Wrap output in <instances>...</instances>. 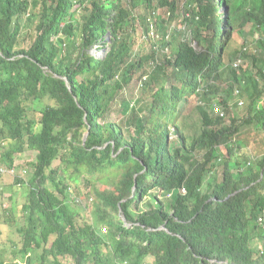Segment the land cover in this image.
Wrapping results in <instances>:
<instances>
[{
	"label": "trees",
	"instance_id": "obj_1",
	"mask_svg": "<svg viewBox=\"0 0 264 264\" xmlns=\"http://www.w3.org/2000/svg\"><path fill=\"white\" fill-rule=\"evenodd\" d=\"M263 134L264 0H0V264H264Z\"/></svg>",
	"mask_w": 264,
	"mask_h": 264
},
{
	"label": "rangeland",
	"instance_id": "obj_2",
	"mask_svg": "<svg viewBox=\"0 0 264 264\" xmlns=\"http://www.w3.org/2000/svg\"><path fill=\"white\" fill-rule=\"evenodd\" d=\"M187 0H178V3L180 6H182ZM252 1V0H251ZM215 3L218 5V0H215ZM224 7L220 9V11H223ZM22 24H23V34H22V38L20 40V44H19V47H23V46H27L31 41H32V38L33 37V31H34V23L32 24L30 22V20H28L27 18H22ZM138 36L140 34H137ZM259 33L256 35L258 36ZM237 40H239V37L237 36L236 37ZM241 39L240 38V42H238V45H241ZM237 44L234 45L235 47L238 46ZM252 43L250 44V47L252 48ZM233 46H230L228 48V52H230V50H232L233 48H235ZM253 49V48H252ZM94 48L92 50V52H94ZM99 53V52H97ZM243 62H244V59H243ZM146 78L143 77L142 80H140L139 82L138 81H133L131 83V85L126 89L127 91V95L129 96H139L140 93H141V88L143 86V83L145 82ZM238 111L241 113V111L238 109ZM239 112L236 113V115L240 114ZM252 127V126H250ZM251 130L250 129H247V131ZM246 131V130H245ZM246 131V135H249L248 138H250V147L253 146L254 147V144L255 142L254 141H251L253 139V136H254V131H250L249 133ZM264 135V134H263ZM255 137V136H254ZM260 137V135H259ZM258 138V136L256 137V139ZM255 140V139H254ZM36 152L32 153V154H29V153H26V154H23V155H20V158L19 160H17V166H18V173L21 174L22 176H25L26 178H29L30 177V174L32 173V170H33V167L31 165H29V162H31L32 160L35 159V156H36ZM15 174L16 172L14 173H11V174H8L6 176H1L0 177V184L3 185L2 187V192H3V195L1 196L0 198V212H3L5 211V209H8V211L10 212H17L19 211V204H22L23 203V200L25 199L24 196L20 195V193L24 192V190H19V186L15 189V191L13 192L14 193V196L13 198L11 199L10 196L12 194V189H11V186H9V184H12V183H15ZM150 197V196H149ZM147 198L142 206V209H147L149 208L150 204L151 206H154L155 205V201L154 199L152 198ZM169 197V196H168ZM77 208L78 210H84L83 206L80 204L78 205L77 204ZM89 210L91 211L92 209L89 208ZM1 243H4L3 241H1ZM3 245V244H2ZM1 247V245H0Z\"/></svg>",
	"mask_w": 264,
	"mask_h": 264
},
{
	"label": "built area",
	"instance_id": "obj_3",
	"mask_svg": "<svg viewBox=\"0 0 264 264\" xmlns=\"http://www.w3.org/2000/svg\"><path fill=\"white\" fill-rule=\"evenodd\" d=\"M243 63V58L240 57L239 59H237L236 61H234V66L238 67ZM242 104V102H240ZM214 111L217 113H220L221 115L224 114L223 110L221 109V107L219 106H215Z\"/></svg>",
	"mask_w": 264,
	"mask_h": 264
},
{
	"label": "clouds",
	"instance_id": "obj_4",
	"mask_svg": "<svg viewBox=\"0 0 264 264\" xmlns=\"http://www.w3.org/2000/svg\"><path fill=\"white\" fill-rule=\"evenodd\" d=\"M94 50L96 51V49H95V48H94ZM239 58H240V57H239ZM239 58H237V59H239ZM242 58H243V57H242ZM237 59H236V60H237ZM236 60H235V61H236Z\"/></svg>",
	"mask_w": 264,
	"mask_h": 264
}]
</instances>
